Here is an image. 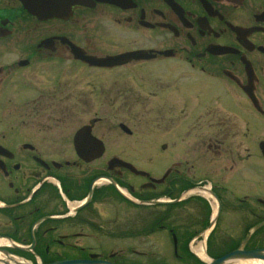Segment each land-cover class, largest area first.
<instances>
[{"label": "flooded vegetation", "instance_id": "1", "mask_svg": "<svg viewBox=\"0 0 264 264\" xmlns=\"http://www.w3.org/2000/svg\"><path fill=\"white\" fill-rule=\"evenodd\" d=\"M261 223L264 0H85L52 18L0 0V252L166 264L164 231L195 264L193 241L219 257ZM260 249L264 227L245 246Z\"/></svg>", "mask_w": 264, "mask_h": 264}, {"label": "water", "instance_id": "2", "mask_svg": "<svg viewBox=\"0 0 264 264\" xmlns=\"http://www.w3.org/2000/svg\"><path fill=\"white\" fill-rule=\"evenodd\" d=\"M25 7L32 13L38 15L40 18H52L59 10V3L70 4L71 0H21ZM59 6V7H58ZM71 6V5H69ZM83 136H78V139ZM264 224L257 226L252 230V232L247 237H251L252 233L263 227ZM247 241L243 242L239 249L236 251L225 255L219 259H210L207 264H239L245 261H261L264 262V250H255V251H245L244 247ZM41 264V263H40ZM52 264H111L107 261H96L92 260H77V261H63L56 262Z\"/></svg>", "mask_w": 264, "mask_h": 264}, {"label": "rangeland", "instance_id": "3", "mask_svg": "<svg viewBox=\"0 0 264 264\" xmlns=\"http://www.w3.org/2000/svg\"><path fill=\"white\" fill-rule=\"evenodd\" d=\"M116 121V120H115ZM167 158V157H166ZM166 158H159L158 159V164L156 166V168H153V171L155 174H160L164 171V160H166ZM155 159V158H152ZM157 159V158H156ZM155 159V160H156ZM168 234L164 231H162L159 235L160 238H162L165 242L164 244L159 243L160 245V250L157 252V256L154 258V261H160V262H167L166 264H182L179 260L178 261H173V254H172V246H171V242L170 239L167 236ZM155 244L152 240H146V250H148V248L150 247V249H152V245ZM209 254L210 255H216L217 253L211 252L209 250ZM173 261V262H170ZM248 261L239 263V264H245ZM192 264V263H191Z\"/></svg>", "mask_w": 264, "mask_h": 264}, {"label": "bare ground", "instance_id": "4", "mask_svg": "<svg viewBox=\"0 0 264 264\" xmlns=\"http://www.w3.org/2000/svg\"><path fill=\"white\" fill-rule=\"evenodd\" d=\"M1 245H8V242L7 241H2V242L0 241V246ZM201 245H202L201 251L198 254V256H199L200 259L208 262V261H210V259L207 256V254L204 252L205 251V242H202ZM0 264H29V263L24 261V260L15 258V257H11L6 252H0ZM245 264H264V262L251 261V262H247Z\"/></svg>", "mask_w": 264, "mask_h": 264}]
</instances>
